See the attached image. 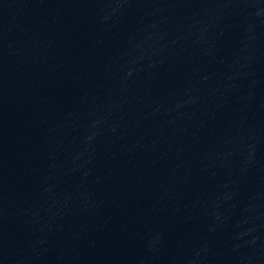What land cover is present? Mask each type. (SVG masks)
Masks as SVG:
<instances>
[{
  "label": "water",
  "instance_id": "obj_1",
  "mask_svg": "<svg viewBox=\"0 0 264 264\" xmlns=\"http://www.w3.org/2000/svg\"><path fill=\"white\" fill-rule=\"evenodd\" d=\"M0 264H264V0H0Z\"/></svg>",
  "mask_w": 264,
  "mask_h": 264
}]
</instances>
